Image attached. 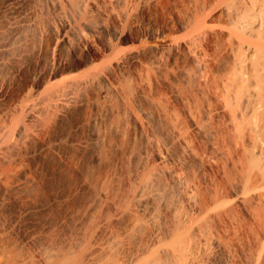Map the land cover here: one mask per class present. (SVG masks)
I'll use <instances>...</instances> for the list:
<instances>
[{
    "label": "bare ground",
    "instance_id": "bare-ground-1",
    "mask_svg": "<svg viewBox=\"0 0 264 264\" xmlns=\"http://www.w3.org/2000/svg\"><path fill=\"white\" fill-rule=\"evenodd\" d=\"M188 1L182 8L171 0H4L0 4V264H122L113 255L100 256L99 247L91 242L52 238V196L39 194L34 177L26 173L17 177L11 170L23 151L27 157L52 153L62 157L61 140L53 144L42 140L35 150L29 147L56 120L87 106L88 89L109 82L112 72L126 64H139L134 73L136 92L155 110L157 123L164 125L179 167L168 168V156L160 150L161 165L137 166L128 176V192L118 202L132 203L156 223L153 204H166L165 189L158 184L162 177L170 176L192 204L193 185L184 164H197L203 173L214 171L235 201L219 202L223 193L218 192L208 201L217 208L208 217L236 224L249 243L246 263L263 264L259 251H264V178L254 177L253 182L246 174L250 159L242 148V135L244 116L257 118L264 113V0ZM140 14L150 20L160 15L162 22L151 25L147 36L134 39L126 31L132 30ZM98 37L103 38L106 53L101 65L83 61L72 66L59 58L64 49L92 48ZM147 38L152 41L143 43ZM137 42L138 47L125 49L124 45ZM43 53L52 65L44 66L49 69L46 73L41 66ZM161 87L169 88V94ZM179 104L182 117L174 113ZM150 116L149 110L141 116L133 114L143 141L159 146L145 121ZM94 120L89 119L93 126L89 137L72 138L80 131L73 127L67 143L85 149L103 141ZM246 180L252 181L249 190ZM98 197H108L107 192L102 189ZM40 198L46 202L39 204ZM194 229L203 231L201 225ZM219 246L221 264H228L231 252ZM193 247L185 230L176 233L163 252L176 264H186Z\"/></svg>",
    "mask_w": 264,
    "mask_h": 264
},
{
    "label": "rangeland",
    "instance_id": "rangeland-1",
    "mask_svg": "<svg viewBox=\"0 0 264 264\" xmlns=\"http://www.w3.org/2000/svg\"><path fill=\"white\" fill-rule=\"evenodd\" d=\"M3 3L4 0H0V4ZM188 3V0H171L176 8ZM161 20L160 15H152L150 20L149 15L140 14L130 28L132 30L126 31L128 34L131 32L127 35L134 39L147 36L151 25L161 24ZM98 38L92 48L85 50V47L75 46L72 50L64 49L59 58L72 66L83 61L101 65L106 53L103 38ZM151 41L147 38L143 43ZM132 44L124 45L125 49L139 46L138 42ZM40 58L46 73L52 67L50 57L43 53ZM138 65H122L112 72L109 82H97L89 88L87 106L56 120L52 128L44 131L40 139L29 147L35 150L42 140L52 141V144L61 140L63 143L58 147L62 157L53 153L47 157H27L23 151L21 159L12 167L11 175L19 177L26 173L34 177L39 194L50 193L52 196V238L68 237L84 243L91 242L99 247L102 257L113 255L122 264H176L164 254L163 248L168 246L176 233L186 230L194 246L186 264H221L224 256L219 244L231 252L228 264H247L244 254L249 243L236 224L208 217L217 209L208 205V201L212 202L218 192L223 193L222 197H218L219 202L229 205L235 201V197L229 195L225 181L218 178L214 171L203 173L197 164H184L183 169L193 185L191 194L195 202L192 204L176 189L170 176L162 177L158 184L165 189L166 204H153L158 214L156 223L148 212L132 203L118 202L121 195L128 192V176L131 172L135 173L133 170L137 166L145 162L149 168L161 165L160 150L163 156H168L165 163L168 168L179 167L177 152L170 148L169 136L166 131L163 132L164 125L157 123L153 118L155 110L149 109L136 92L134 73ZM44 66H49V69ZM22 80L21 83H24L26 78ZM103 90L105 92L101 93ZM160 91L169 94V88L161 87ZM181 109L180 104L174 108L178 117H182ZM145 110L151 114L145 121L159 146L144 142L137 128L133 114L141 116ZM91 116L96 119L94 127L101 131L104 140L85 149L67 143L71 139L68 133L73 127H80V131L72 138L89 137V130L93 128L89 124ZM244 119L246 129L242 135V148L250 159L246 160V174L251 175L255 182L254 177L264 178V113L257 118H250L247 114ZM168 147L171 151H167ZM95 156L99 159L95 160ZM252 181L246 180V189L253 187ZM259 183L256 186L259 187ZM102 189L108 195L103 199L98 197ZM45 202L46 199L40 198L39 204ZM195 225H201L203 231H195ZM150 251H154V255L148 257ZM259 252L264 264V251Z\"/></svg>",
    "mask_w": 264,
    "mask_h": 264
}]
</instances>
